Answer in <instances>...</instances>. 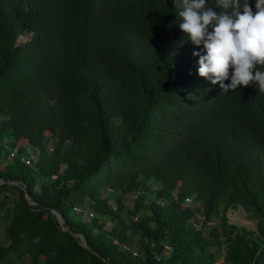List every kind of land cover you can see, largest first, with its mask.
<instances>
[{
  "label": "trees",
  "instance_id": "obj_1",
  "mask_svg": "<svg viewBox=\"0 0 264 264\" xmlns=\"http://www.w3.org/2000/svg\"><path fill=\"white\" fill-rule=\"evenodd\" d=\"M178 13L0 0V264H264V93L200 77Z\"/></svg>",
  "mask_w": 264,
  "mask_h": 264
},
{
  "label": "clouds",
  "instance_id": "obj_2",
  "mask_svg": "<svg viewBox=\"0 0 264 264\" xmlns=\"http://www.w3.org/2000/svg\"><path fill=\"white\" fill-rule=\"evenodd\" d=\"M216 6L219 14L207 0H173L179 28L193 45L203 46L204 54L193 52L199 76L219 84L222 92L255 82L264 93V71L258 70L264 66V0H256L255 11L249 0H217Z\"/></svg>",
  "mask_w": 264,
  "mask_h": 264
},
{
  "label": "rangeland",
  "instance_id": "obj_3",
  "mask_svg": "<svg viewBox=\"0 0 264 264\" xmlns=\"http://www.w3.org/2000/svg\"><path fill=\"white\" fill-rule=\"evenodd\" d=\"M127 204H131V200H125ZM190 203V202H188ZM5 211L0 213V241L2 243H5L6 241L4 240V229L7 224L8 219L5 217ZM227 217L229 221H233L235 223H238L240 225H247L249 227L252 226V221L249 220L243 210L241 208H236V209H229L227 211ZM29 261V258L26 257L24 260V263L26 264ZM12 264H22L20 262H14Z\"/></svg>",
  "mask_w": 264,
  "mask_h": 264
},
{
  "label": "water",
  "instance_id": "obj_4",
  "mask_svg": "<svg viewBox=\"0 0 264 264\" xmlns=\"http://www.w3.org/2000/svg\"><path fill=\"white\" fill-rule=\"evenodd\" d=\"M58 217H59L60 222H63V221H64V219H63L60 215H58ZM229 222H230V223H234V224H238V223H235V222H233V221H229ZM238 225H240V224H238ZM240 226H243V225H240ZM245 226H247V225H245ZM247 227H249V226H247ZM80 243H81V245H83L84 247H86L85 242H81V241H80Z\"/></svg>",
  "mask_w": 264,
  "mask_h": 264
},
{
  "label": "built area",
  "instance_id": "obj_5",
  "mask_svg": "<svg viewBox=\"0 0 264 264\" xmlns=\"http://www.w3.org/2000/svg\"><path fill=\"white\" fill-rule=\"evenodd\" d=\"M135 254V252H133Z\"/></svg>",
  "mask_w": 264,
  "mask_h": 264
}]
</instances>
